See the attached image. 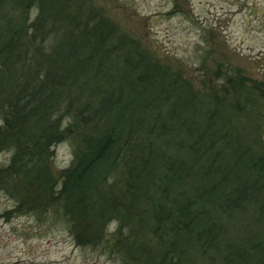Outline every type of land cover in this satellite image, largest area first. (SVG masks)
Segmentation results:
<instances>
[{
  "label": "trees",
  "instance_id": "obj_1",
  "mask_svg": "<svg viewBox=\"0 0 264 264\" xmlns=\"http://www.w3.org/2000/svg\"><path fill=\"white\" fill-rule=\"evenodd\" d=\"M237 73L199 90L88 0H0V148L24 178L53 143H83L47 205L79 243L112 217L102 241L123 264H264V88ZM117 170L138 219L110 192Z\"/></svg>",
  "mask_w": 264,
  "mask_h": 264
},
{
  "label": "rangeland",
  "instance_id": "obj_2",
  "mask_svg": "<svg viewBox=\"0 0 264 264\" xmlns=\"http://www.w3.org/2000/svg\"><path fill=\"white\" fill-rule=\"evenodd\" d=\"M88 1L154 61L181 74L196 89L202 88V77H213L219 68L240 73L237 83L264 88V0ZM216 91L224 96L220 85ZM5 119L0 111V129H5ZM259 134L264 141V131ZM76 149H83L79 140L53 143L36 159L33 171L20 178L9 170L12 150L0 148V264H123L122 257L102 241L105 229L116 228L112 217L100 224V244L79 243L69 224L47 205L51 187L74 164ZM128 181L127 172L118 170L108 181L116 182L110 192L117 189L121 210L131 199ZM125 211L136 218L133 210ZM129 232L125 226L121 236L127 238ZM144 234L151 243L153 233Z\"/></svg>",
  "mask_w": 264,
  "mask_h": 264
}]
</instances>
